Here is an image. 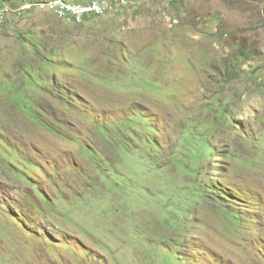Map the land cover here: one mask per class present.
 Wrapping results in <instances>:
<instances>
[{"label":"rangeland","instance_id":"obj_1","mask_svg":"<svg viewBox=\"0 0 264 264\" xmlns=\"http://www.w3.org/2000/svg\"><path fill=\"white\" fill-rule=\"evenodd\" d=\"M51 12L0 24V264H264V0Z\"/></svg>","mask_w":264,"mask_h":264},{"label":"clouds","instance_id":"obj_2","mask_svg":"<svg viewBox=\"0 0 264 264\" xmlns=\"http://www.w3.org/2000/svg\"><path fill=\"white\" fill-rule=\"evenodd\" d=\"M29 1H32V2H35V1H46V0H22V1H16V2H13V4H10L8 5L7 7L10 8V9H17L19 8L21 5H23L24 3L26 2H29ZM70 1H74L76 3H81V4H87V3H92L94 1H98L100 3L103 4L104 6V11L101 12V13H92L90 15H86V16H91V17H99V19H101L102 17H107V16H114L116 15L120 10L124 9V8H127L130 6L131 4V0H87V1H78V0H70ZM11 2V3H12ZM6 7V8H7ZM36 10H41V11H44V12H51V11H48V10H42V9H39V8H34L33 10L31 11H27L25 12L23 15L19 16L17 15L16 13H11L9 15H7L5 17L4 20H0V24L1 25H4V24H10V23H7V21H12L13 19H15L16 17H23L25 18L26 15L28 13H31L32 11H36ZM59 21H62L64 23H66L65 21L61 20L60 18H58L53 12H51ZM85 16V17H86ZM85 17H84V20L82 23H79V24H76V23H66L67 25H84V21H85ZM12 25V24H10ZM13 26V25H12ZM14 27V26H13ZM29 25H26L24 28H28ZM85 27V26H84Z\"/></svg>","mask_w":264,"mask_h":264},{"label":"bare ground","instance_id":"obj_3","mask_svg":"<svg viewBox=\"0 0 264 264\" xmlns=\"http://www.w3.org/2000/svg\"><path fill=\"white\" fill-rule=\"evenodd\" d=\"M56 3H62V6H70V5L75 4L74 1H70V0H46V1H35V2L29 1V2L24 3L17 9H10L7 7L3 10H0V20H4L5 17L11 13H16L17 15H19L23 12L25 13L27 11H31L34 8H40L42 10L52 11L58 18L68 23L79 24L83 22V20L73 18L72 16H69L68 14H59L58 9L52 7ZM101 12L103 11H97L96 13H101Z\"/></svg>","mask_w":264,"mask_h":264},{"label":"built area","instance_id":"obj_4","mask_svg":"<svg viewBox=\"0 0 264 264\" xmlns=\"http://www.w3.org/2000/svg\"><path fill=\"white\" fill-rule=\"evenodd\" d=\"M52 7L58 9L59 14H68L69 16L79 20H84L86 15L96 13L97 11H104L103 4L98 1L87 4L75 2V4L70 6H62V3H56Z\"/></svg>","mask_w":264,"mask_h":264},{"label":"trees","instance_id":"obj_5","mask_svg":"<svg viewBox=\"0 0 264 264\" xmlns=\"http://www.w3.org/2000/svg\"><path fill=\"white\" fill-rule=\"evenodd\" d=\"M206 146H208L209 148H210V146H209V144H208V142L206 143ZM186 167V166H185ZM187 168V167H186Z\"/></svg>","mask_w":264,"mask_h":264}]
</instances>
